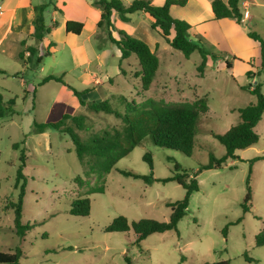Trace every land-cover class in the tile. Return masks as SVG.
I'll return each instance as SVG.
<instances>
[{
	"label": "rangeland",
	"instance_id": "1",
	"mask_svg": "<svg viewBox=\"0 0 264 264\" xmlns=\"http://www.w3.org/2000/svg\"><path fill=\"white\" fill-rule=\"evenodd\" d=\"M81 5L80 0H66V11L85 13ZM247 8L250 18L240 23L239 38L243 44L247 39L253 41L248 35L252 30L264 39V0H255ZM52 10L50 6L43 12L47 25L53 23ZM137 12L142 11L130 14L134 18L129 23L131 26H136ZM182 13L189 22L195 21L189 8ZM213 26L209 23L206 28L212 29ZM91 29L88 24L83 36L89 62L84 61V51L75 44L76 38L73 37L67 41H58L49 35L43 40L36 39L32 46L41 55L45 54L52 39L57 45L50 48L54 53L35 68L28 64L31 67L26 69L24 60L15 54V45L9 40L3 44L5 51H0V67L9 70L0 72V93L5 100L15 98L16 102V113L12 117L0 118V251L13 252L20 245L23 255L17 264H127L128 259L131 264H217L219 261L264 264V245H256V234L264 227V159L253 160L264 155V114L255 127L259 134L256 144L237 150L239 159H228L222 168L203 169L196 175L198 169L209 162L211 153L217 157L225 154L226 147L212 132L224 133L239 121L238 108L256 101V96L242 86L260 81L264 91V73L249 78L247 63L235 62V66L229 69L225 65L226 59L221 62L211 58L204 74L200 75L197 66L202 57L198 51L186 58L182 51L163 40L157 49L160 67L156 81L145 91L137 75V56L133 54L122 63L125 70L122 73L117 46L111 44L116 46L114 52L107 31L102 32L103 39L95 34L87 39ZM139 32L146 34L144 29ZM105 42L109 44L102 45ZM230 46V42H221L220 47L207 44L213 52L232 50ZM97 52H101L104 59L98 60ZM255 57L259 63V49ZM230 60L233 61V57ZM98 61H102V66L95 77H101V81L86 87L93 91L88 92L85 99H107L113 109L121 113L125 112L126 103L132 100L141 102L152 97L177 102L207 96L209 109L201 117L193 154L188 156L147 140L135 146L101 179L96 174H85L87 166L79 160L68 134L54 128L36 132L35 121H56L63 114L86 116L83 128L76 127L70 118L66 119L67 125L74 127L83 141L94 134L123 129L124 122L119 116L82 106L68 85L57 81L40 84L50 74L61 76L66 73L70 83L83 90L87 84L84 75L78 78L79 70H72L81 68L83 72L93 73L98 69ZM107 73L112 76L107 77ZM117 73L120 75L114 76ZM27 88L31 89L30 93ZM34 90H37L35 96ZM14 143L19 144L17 149L13 147ZM22 148L26 154L23 171L27 177L23 222H37L24 237L15 231L12 205L20 192L21 183L18 186L16 183L17 171L22 164ZM147 152L152 154L156 178L175 174V162H178L187 170V180L198 179L200 189L190 195L187 215L179 221L178 230L152 233L141 246H137L133 229L107 232L105 228L119 215H125L130 222L141 218L167 221L171 215L168 203L180 200L186 194V189L176 180L147 183L119 171L126 169L149 175L151 167L144 160ZM250 167L252 206L244 213L242 203L247 193ZM78 175L83 178L81 186L75 181ZM102 183L104 192L90 195V214H71L72 199L89 187ZM241 216L240 222L233 223ZM228 224V235L224 236L223 229Z\"/></svg>",
	"mask_w": 264,
	"mask_h": 264
},
{
	"label": "trees",
	"instance_id": "2",
	"mask_svg": "<svg viewBox=\"0 0 264 264\" xmlns=\"http://www.w3.org/2000/svg\"><path fill=\"white\" fill-rule=\"evenodd\" d=\"M93 2L102 9L98 27L107 31L108 39L117 45L121 51L119 66L121 72L125 73L124 68L121 66L123 60L135 54L139 63L137 75L140 77L142 88L145 91L150 88L157 74L160 66L159 56L143 39L133 36L125 30H117L112 20L114 10L118 12L119 17L123 21H128L130 19V14L136 11L149 13L153 18L152 28L157 30L171 47L182 51L186 58H189L195 51L200 53L202 60L197 66V71L200 75L204 74L209 57L216 60L220 56L218 53L209 50L205 46L204 39L200 35H196V39L191 37L190 31L193 26L187 20L174 17L171 14V7L173 5L185 6L188 0H165L162 5L153 4L151 0H133L128 5H126L123 0H94ZM50 3L51 0L39 6L41 12L32 33L33 37L38 40H43L45 35L50 33L58 24L57 21H54L53 24L49 26L44 21L43 12ZM211 5L215 19L234 18L238 23H242L244 13L240 7V0H212ZM83 26V22L68 20L66 23V30L79 34ZM114 31H118V38L114 37ZM248 35L259 42L261 50V63L257 70L253 71L249 69L246 71V75L252 78L253 75L260 76L264 73V39L259 33L253 30L249 31ZM54 45L55 42H51L44 55L39 54L35 46H27L25 50L19 53V57L24 60L25 64H32L35 68L43 63L45 57L52 54L50 48ZM25 51L29 52L27 57H25ZM234 59L242 60L236 56L233 57V60ZM225 65L227 68L232 69L233 61L226 59ZM0 72L6 73V70L0 68ZM50 81H57L68 85L82 106H87L96 112L105 111L107 113H115L124 122L122 130L94 134L87 141H83L81 135L74 127L68 126L66 123V119L70 118L76 127L83 128L84 118L86 117L84 115L63 114L62 117L56 121L34 122L36 132H44L48 128H54L62 133L68 134L75 145L74 149L79 160L87 166L85 174L88 176L96 174L97 177L101 179L105 174L116 168L118 161L127 156L135 146L147 140H151L155 145L160 147L178 150L188 156L192 155L201 117L209 109L207 96L197 97L194 100L177 102L166 101L164 98L149 97L141 102H136L135 100L127 102L125 112L121 113L114 110L110 101L107 99L101 101H87L84 96L91 89H77L70 85L64 79L63 75L57 76L50 74L44 77L40 84L42 85ZM242 88L254 94L256 96V101H252L238 108L239 121L233 124L226 132H212V135L226 147V152L220 157L211 153L209 162L202 165L198 169L196 175L203 169L222 168L230 158L239 159L236 153L237 150L248 148L259 141V134L255 131V127L264 114L263 84L260 81H256L255 83L250 82L243 85ZM33 95H36V90H34ZM15 104V98L5 100L3 94L0 93V118L12 117L16 113ZM22 143L24 144L25 140H23ZM18 146V143L13 144L15 149H17ZM20 158L22 164L17 171L16 183L17 186L21 183L20 192L18 200L12 205L15 212V231L18 236L24 237L28 230L33 228L37 222H23V206L27 184V177L23 171L26 165L24 148H22ZM260 159H264V155H258L253 160ZM144 160L147 161L151 167V173L149 175H142L126 169L119 171L127 176L141 178L147 183L176 180L186 189V194L182 199L168 203L171 207V215L167 221L154 218H141L130 222L125 215H119L105 228L107 232H128L130 229H133L136 234L134 243L137 246H141L142 241L152 233L178 230L179 221L187 215L190 195L193 191L200 189L197 178L194 177L191 180H187V170L184 169L180 163L175 162L176 172L172 176L156 178L153 173L154 165L152 154L147 152L144 155ZM251 168L252 167H250L246 181L247 193L242 203L244 213L250 211L252 206L251 200L253 195L250 185ZM181 170H183V173L180 172ZM21 180H23V182H21ZM75 181L80 186L83 184V178L79 175L76 176ZM104 190L105 185L102 183L89 187L84 193L73 198L70 205L71 214L88 216L91 212L90 195L104 192ZM242 219L243 216L239 217L233 223H238ZM228 226L229 224L223 229L224 236L228 235ZM256 245H264V227L256 234ZM22 255L23 250L20 245L16 246L13 252L0 251V264H17ZM245 257L248 259L250 258L247 254H245ZM127 264H131L129 259L127 260ZM217 264H230V262L219 261Z\"/></svg>",
	"mask_w": 264,
	"mask_h": 264
},
{
	"label": "crops",
	"instance_id": "3",
	"mask_svg": "<svg viewBox=\"0 0 264 264\" xmlns=\"http://www.w3.org/2000/svg\"><path fill=\"white\" fill-rule=\"evenodd\" d=\"M48 1L49 0H0V51L2 52L5 51V49L2 47H3L4 42H7L8 40H9V43L11 44L14 43L15 45L14 52L15 54H18V56H19V53L23 51L22 49H24L23 48L24 46H30L34 44V41L36 40V38L33 37L32 33L35 29L36 21L40 15L39 6ZM93 1L94 0H80V4H83L81 5V7H83L84 10L86 11L85 13L70 14V12H67L66 11V0H54V1L51 0L50 5L44 10V12L48 11V9L51 6L53 8L52 22L54 21L58 22L57 26H55L50 33L46 34L45 37L49 35L51 37H54V39L58 41H67L69 37L76 38L75 44L79 46L81 50L84 51V56H85L84 61H88V62H89V59L86 54L87 52H85V45H84V39H83L84 33L86 29L88 28V24L92 26V29H91L90 34L86 37L87 39H90L91 34L98 35L101 37V39H103L102 36L104 34L102 35V32L105 31L104 29L98 27V21L100 20L102 9L97 4H95ZM123 1L126 5H128L133 0H123ZM151 1L153 4H156V5H162L165 2V0H151ZM254 1L253 0L251 1L250 0H240V7H241L242 12L244 13V18L242 22H246V20L250 18L251 13L247 7L251 5V3ZM211 3H212V0H188L185 6L173 5L171 7V14L174 17L182 18L188 21L186 15H184V13L182 12L184 11V9L189 8L191 16L195 19V21H190V22L188 21L193 26V28L190 31L191 36L195 37L196 35H200L204 39V44L206 47H207V44H216L218 47H220L221 42L223 43L225 42L226 44H229L230 42L232 46V50L223 49L221 50V52H216L220 55L218 59L216 60H219L222 62L225 59L230 60L231 57L236 56L242 60L234 59L233 67L235 66V62L241 61V62L247 63V65L249 66L247 67L246 71L249 69L256 71L258 66L261 63V59H259V63H258L257 57H255V54L257 53L258 49L261 55L259 42L255 41L254 39L253 41L250 39H247V41L245 40L246 43L243 44L239 38L241 36V30H242L241 24L238 23L236 19L234 18L215 19ZM135 15H137L138 17L136 26H131L129 24L130 22L134 20L133 16L130 15V19L128 21H123L119 17L118 12L115 10L113 11V14H112V20L117 30H120V29L125 30L129 34L143 39L144 41L148 43L150 48L153 51H156L157 53L158 46L160 45L161 41L165 39L160 35V33L157 30L152 28L153 18L150 16L149 13L144 12V11L137 12V14ZM60 16H63L62 19H60ZM68 20L83 22L84 26L82 28V31L79 34L68 32L66 30V23ZM209 23L214 24L212 29L206 28ZM142 29L145 30L146 34L141 35V32L139 31H142ZM237 33H239L240 35L238 36ZM113 35L114 37L118 38L119 37L118 31H114ZM78 39H80L81 41L80 40L78 41ZM51 42H55V45H57L55 40L52 39L50 43ZM109 43L110 45L114 44L111 41H109ZM109 43L105 42V43H102V45H108ZM114 45H111V46H113L112 49L115 52L114 49L116 48L117 45L116 46ZM116 49L118 52L117 56L121 57V51L118 48V46ZM25 52H26V55L29 54V52L27 51ZM53 53L54 52L52 51V54ZM95 56L98 60L104 59L103 54L101 52H97ZM209 59H211V57L208 58L207 65L209 63ZM125 60H123V62ZM102 61L100 62L98 61L99 62L98 69L97 71L93 73L91 71H88V73H86L85 71L83 72L81 68H77V69L75 68L72 70V71L79 70V73H77L78 78L84 75L85 77L84 82H86L87 84L85 83L86 86H84L83 89L88 87V85L92 82L100 83L101 77H95V76H97V72H100L99 68H101L102 66ZM122 63H121V66H122ZM25 65H26V69L31 67L28 64H25ZM119 66H120V60H119ZM0 68L6 70V72H9V70L5 69L4 67H0ZM30 71H32V68H30ZM11 72H14V71H11ZM62 75L64 76V79L68 81L70 85L74 86L73 84L70 83L71 80L67 78L66 73H63ZM117 75H120V73H117L114 76H117ZM108 76L110 77L112 75L107 73V77ZM96 81H99V82H96ZM155 81L156 80H154L152 84L155 83ZM26 91L30 93L31 89L27 88ZM90 91H93V89ZM87 94L85 95L86 97L88 96Z\"/></svg>",
	"mask_w": 264,
	"mask_h": 264
},
{
	"label": "built area",
	"instance_id": "4",
	"mask_svg": "<svg viewBox=\"0 0 264 264\" xmlns=\"http://www.w3.org/2000/svg\"><path fill=\"white\" fill-rule=\"evenodd\" d=\"M247 13V12H246Z\"/></svg>",
	"mask_w": 264,
	"mask_h": 264
},
{
	"label": "water",
	"instance_id": "5",
	"mask_svg": "<svg viewBox=\"0 0 264 264\" xmlns=\"http://www.w3.org/2000/svg\"><path fill=\"white\" fill-rule=\"evenodd\" d=\"M256 82V81H255Z\"/></svg>",
	"mask_w": 264,
	"mask_h": 264
}]
</instances>
